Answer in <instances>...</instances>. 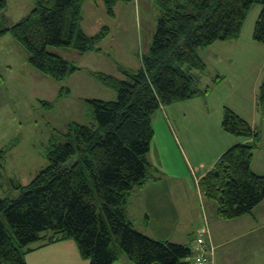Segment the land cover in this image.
I'll return each mask as SVG.
<instances>
[{"label": "trees", "instance_id": "trees-1", "mask_svg": "<svg viewBox=\"0 0 264 264\" xmlns=\"http://www.w3.org/2000/svg\"><path fill=\"white\" fill-rule=\"evenodd\" d=\"M85 1L34 0L26 17L6 27L7 2L0 0V38L10 35L31 68L63 80L80 68L50 49L98 51L109 34L106 26L85 34L80 25ZM101 1L111 17L116 4L130 0ZM255 3L261 11L253 39L264 44V0H156V28L148 52L141 55V67L121 70V78L91 72L117 92L116 101L86 99L92 122H71L65 133L54 132L44 153L48 165L28 184H18L23 193L16 200L0 199V213L11 231L0 220V264H26L24 256L32 245L64 241H72L89 264H112L122 255L132 264H184L192 257V243L157 241L137 231L127 215L128 200L148 180L153 114L208 92L190 74L205 69L198 50L238 38ZM258 101L264 112V81ZM220 125L225 133L248 141L224 151L197 185L206 200L216 203V217L230 221L252 215L264 200V175L251 168L260 135L227 107ZM16 143L0 150V168Z\"/></svg>", "mask_w": 264, "mask_h": 264}, {"label": "rangeland", "instance_id": "rangeland-1", "mask_svg": "<svg viewBox=\"0 0 264 264\" xmlns=\"http://www.w3.org/2000/svg\"><path fill=\"white\" fill-rule=\"evenodd\" d=\"M6 2L7 7L4 11L6 27L22 20L34 7V0ZM260 11L259 3L252 5L238 38L200 48L198 54L204 61L206 69L204 72L196 69L192 71L195 72V81H198L199 88L201 85L210 84L214 76L221 75L222 83L214 89L217 98L208 105L210 113L208 118L218 117L217 110L222 114L221 107L224 105L223 107L231 109L259 132L260 140L254 150L251 168L256 174L264 175V112L261 111L258 101L259 88L264 81V44L253 39L254 26ZM157 16V6L152 0L148 2L144 0L141 4L133 6L120 2L111 17L106 14L101 0L85 1L81 9L80 24L85 34L94 35L103 26L109 28V34L99 43L98 51L80 54L72 49L51 48L52 52L80 68L60 81L50 79L31 68L27 63V54L10 35L0 38V150L6 149L14 140L17 142L16 146L7 152L0 168V199L8 202L16 200L23 193V190L17 188L18 184H28L48 165L44 153L54 132L65 133L67 125L71 122L82 124L92 122L93 110L86 99L116 101L117 92L95 79L91 72L121 78V70L137 71L141 67L143 57L141 55L146 54L152 42ZM142 50L143 52H140ZM186 68L188 67H183V70L186 71ZM222 100L223 104H220ZM40 101L48 102L52 106L43 107ZM162 108L152 116L154 135L147 154V161L150 164L148 180L162 176V182L168 181L163 176L165 165L174 167L176 164L177 169H181L184 164L186 171L181 174L185 176L181 179L182 188L187 192L191 189L194 198L192 200L191 195L186 198L182 190L180 196L181 186H176L175 191L179 195L175 197L176 203L181 202L179 205L184 207V212L180 210L175 212V220H178V223L160 222L157 225L156 219L152 218L150 227L154 235L163 239L161 241L188 244L190 240L188 234L195 231V236L197 228L195 225L201 219L204 222V217L201 216V201L208 221L212 223L214 220L213 235L255 238L257 252L253 264H264V201L254 208L258 214V221L251 227L250 232L246 226L219 224L218 222L225 223L217 221L216 203L202 197L199 200L196 196L198 187L195 184V177L198 182L205 167L214 165L221 154L219 153L221 140L217 128L211 127V124L197 127L194 125L188 130V143L185 145L181 133L179 134V131L176 133L171 124L170 133L165 132L161 120L168 127L169 119L160 111ZM199 119L197 109L195 118L191 121L195 124ZM164 132L167 134L166 141ZM171 136L179 139L174 140ZM233 138L242 139L236 136ZM194 155L196 159L202 158L204 164H199L201 169L198 167L192 174L190 168L186 166L185 158L188 156L191 159ZM175 181L179 183L178 179ZM134 189L133 195L138 190H146V187ZM149 206L151 207V204ZM139 213L137 208L133 211L135 216ZM246 216L247 220H250L248 219L250 216ZM0 220L11 234L1 213ZM202 221L198 226L203 224ZM139 225L140 221L136 225L137 229H140ZM139 232L145 236L148 233ZM239 247L247 250L251 248L252 251L251 244L248 243ZM234 256L235 253L230 254L229 259H233Z\"/></svg>", "mask_w": 264, "mask_h": 264}, {"label": "crops", "instance_id": "crops-1", "mask_svg": "<svg viewBox=\"0 0 264 264\" xmlns=\"http://www.w3.org/2000/svg\"><path fill=\"white\" fill-rule=\"evenodd\" d=\"M142 1L144 0H130L128 2H124V4H131L133 6L134 4H141ZM146 1L148 2L150 0H146ZM152 1L156 5V0H152ZM95 4L97 6H100V4H98L97 2H95ZM116 7H117V4L114 8L115 12H116ZM140 52H143V50ZM205 69H206V66H205ZM205 69L202 71L200 70V71L204 72ZM192 70H190V74L193 76L192 78L195 80V75H194L195 72H193L195 70L193 71ZM219 76L221 75L214 76L210 84L201 85L200 87L201 90L208 88V92L205 95L197 96V97L194 96L193 98L189 100L170 104L168 106L163 107L162 110L160 111H163L169 119L168 127H166L163 120H161V122L163 123L164 129H165V132L168 133L169 129L171 130V125H172L175 128L176 133L177 131H179V134L181 133V137L183 138V142L185 145H187L188 143V135H187L188 130L191 129V127H194V125L197 127L203 124H211V127L213 128L216 127L217 128L216 131L219 134V139L221 140V148H220L221 150L219 153L222 154L232 145L236 143H244V142H247L248 140L233 138L234 136H230L229 134H226L221 129V125H220L221 119H222L221 111L217 110L218 117H214L212 119L208 118L210 116L208 105L210 101L212 102L213 99L217 98V96H215L214 94L216 91L214 89H216L215 87H219V85L222 83V79H219ZM213 80H217V82L215 81V83H213ZM218 100L221 101L219 98ZM178 103L182 105H178ZM220 104H223V100H222V103L220 102ZM223 106L221 107L222 111H223L222 108H224ZM197 109H198L200 119L196 121L195 124H193L191 120L195 118V112H197ZM219 114H220V117H219ZM226 135H229V136H226ZM171 138H174L175 140L178 137L171 136ZM164 139L165 141L167 140V134L164 135ZM175 147L177 146L175 145ZM183 150H184V147H183ZM183 152L185 155L186 154L185 150ZM185 159H186V166L190 168L192 174H193V170L197 169L198 167L199 169H201L199 164L203 163L202 158L196 159L194 155L191 159L188 156ZM214 165H208L207 167H205L203 171V175L206 174L208 171H210L214 167ZM156 171H158V169ZM184 171H186L184 164L181 169H177L176 164L174 167H167L165 165L163 176H165V178H167L168 181L162 182L161 181L162 176L160 178L156 177L157 179H150V181L149 180L146 181V183L143 185L144 187H146V190H143V191L138 190L134 195L133 193L135 189L134 191L131 192L129 196V200H128V205H127V215L129 219L131 220V222L133 223L135 229H137L136 225L140 221V225H139L140 229H137V230L142 231L144 233L145 231H147L148 232L146 233L147 236L157 241H161L163 239H160V237L155 236L153 231L151 230L150 225H151L152 218H154V220L156 219L155 224L157 225H159L160 222L178 223V220H175L174 214L177 210L184 212V207L179 205L181 204V202L176 203L175 197L179 196L177 195L175 191L177 189L176 186H179V185L181 186V188H179L180 196H181V190H182V194L185 195L186 198H188L189 195H191L192 200L194 198L191 189H189V191L187 192V190L182 188L183 185L181 183V179L185 176L181 174ZM203 175H201V177ZM175 179H178L179 183H177ZM196 179L197 178L195 177V184L197 185ZM196 196L199 198V200L201 197L204 198L199 187L196 190ZM150 204H151V207L149 206ZM200 206L202 207L201 216L202 218L204 217V222L206 223L208 222L209 229H210V235L212 239L211 242L214 248L213 262L207 263V264H253V261H255V255L257 252L256 251V243H257L256 239L255 238H245L243 236L233 237V236H228V235H220V236L215 237L213 235L214 234L213 232L214 231V220H212V223L208 221L206 215L204 214V208H203V204L201 201H200ZM136 208L139 209L140 211L139 215L137 216L133 215V211ZM255 209L253 210L252 215H249L250 217L248 219L250 220H247L248 216H243L235 220L224 221L223 223L225 224H222V222H218V223L221 225H225V226H228V225L246 226L248 230L252 232L251 227H253L254 224L257 223L258 221V214L255 211ZM201 221H199L197 225H195V228L196 227L198 228V224ZM217 221H223V220L218 219ZM191 223L192 222H190V224ZM188 226H186V228ZM194 232H191L188 234L190 235L189 236L190 240L187 244L189 246H191L192 240L194 238ZM246 243L251 244L252 251H251V248L247 250L246 248L239 247V245L244 246ZM178 244H181V243H178ZM31 248H32V251L25 254L24 256V260L26 264H89L87 260L81 259L78 253V250L72 241L55 242L51 244L43 243L42 245L40 243H36L32 245ZM232 253H235V256L233 259L230 260L229 255ZM184 262H185L184 264H191V259L185 260ZM112 264H132V263H130L128 259L122 255L117 261H115Z\"/></svg>", "mask_w": 264, "mask_h": 264}, {"label": "built area", "instance_id": "built-area-1", "mask_svg": "<svg viewBox=\"0 0 264 264\" xmlns=\"http://www.w3.org/2000/svg\"><path fill=\"white\" fill-rule=\"evenodd\" d=\"M206 222H204L197 229L196 236L192 245L194 253L192 264H207L211 261L213 256V248L209 243L208 230L206 228Z\"/></svg>", "mask_w": 264, "mask_h": 264}, {"label": "bare ground", "instance_id": "bare-ground-1", "mask_svg": "<svg viewBox=\"0 0 264 264\" xmlns=\"http://www.w3.org/2000/svg\"><path fill=\"white\" fill-rule=\"evenodd\" d=\"M206 228H207V230H208V234H207V236L210 237L211 235H210V229H209V225H208V224H206Z\"/></svg>", "mask_w": 264, "mask_h": 264}, {"label": "water", "instance_id": "water-1", "mask_svg": "<svg viewBox=\"0 0 264 264\" xmlns=\"http://www.w3.org/2000/svg\"><path fill=\"white\" fill-rule=\"evenodd\" d=\"M216 173V175H218V173L217 172H215Z\"/></svg>", "mask_w": 264, "mask_h": 264}]
</instances>
